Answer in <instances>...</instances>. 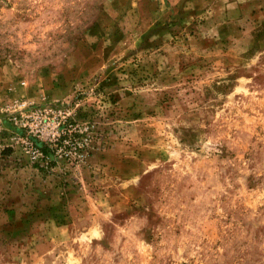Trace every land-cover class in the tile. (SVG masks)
<instances>
[{
	"label": "rangeland",
	"instance_id": "1",
	"mask_svg": "<svg viewBox=\"0 0 264 264\" xmlns=\"http://www.w3.org/2000/svg\"><path fill=\"white\" fill-rule=\"evenodd\" d=\"M0 264H264V0H0Z\"/></svg>",
	"mask_w": 264,
	"mask_h": 264
},
{
	"label": "built area",
	"instance_id": "2",
	"mask_svg": "<svg viewBox=\"0 0 264 264\" xmlns=\"http://www.w3.org/2000/svg\"><path fill=\"white\" fill-rule=\"evenodd\" d=\"M74 125L75 124L70 121L67 123H64L63 121L58 122L57 124L58 129L55 135L49 138V144H46V146H48V148L55 149V152L58 149L70 147L71 144L74 145V147L79 148L77 144L81 140H79V136L77 137V135H79V131L77 130V128L74 127ZM56 142H58L59 145H56ZM32 153L37 156H40L42 159L46 158V157H43L38 147H34V149L32 150Z\"/></svg>",
	"mask_w": 264,
	"mask_h": 264
},
{
	"label": "trees",
	"instance_id": "3",
	"mask_svg": "<svg viewBox=\"0 0 264 264\" xmlns=\"http://www.w3.org/2000/svg\"><path fill=\"white\" fill-rule=\"evenodd\" d=\"M77 136H79V135H77ZM33 140H34V144L36 145V147H38V149L41 152V154L43 155V157H47L49 152H55V149L48 148V146H46L45 143L40 142V141H38L36 139H33ZM56 145H59L58 142H56Z\"/></svg>",
	"mask_w": 264,
	"mask_h": 264
}]
</instances>
